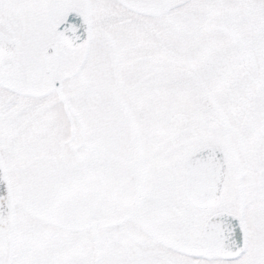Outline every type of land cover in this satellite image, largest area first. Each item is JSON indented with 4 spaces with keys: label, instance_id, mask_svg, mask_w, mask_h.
Wrapping results in <instances>:
<instances>
[{
    "label": "snow or ice",
    "instance_id": "snow-or-ice-1",
    "mask_svg": "<svg viewBox=\"0 0 264 264\" xmlns=\"http://www.w3.org/2000/svg\"><path fill=\"white\" fill-rule=\"evenodd\" d=\"M0 264H264V0H0Z\"/></svg>",
    "mask_w": 264,
    "mask_h": 264
}]
</instances>
